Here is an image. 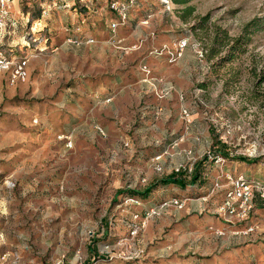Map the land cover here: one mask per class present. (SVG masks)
Returning <instances> with one entry per match:
<instances>
[{"label": "rangeland", "instance_id": "rangeland-1", "mask_svg": "<svg viewBox=\"0 0 264 264\" xmlns=\"http://www.w3.org/2000/svg\"><path fill=\"white\" fill-rule=\"evenodd\" d=\"M38 1L22 7V19L11 7L16 24L0 46V264H207L210 237L203 227L190 232V216L244 222L217 210L225 195L196 203L189 187L178 198L152 182L210 152L212 138L231 156L256 159L250 167L264 184V0L143 1L145 16L133 25L130 15L125 40L154 60L167 57L154 50L183 39L189 52L179 64L147 62V81L138 57L96 61L95 38L39 42L47 27L36 21ZM148 185L147 197L127 192ZM172 199L183 206H161ZM190 202L196 216L182 212Z\"/></svg>", "mask_w": 264, "mask_h": 264}, {"label": "crops", "instance_id": "crops-1", "mask_svg": "<svg viewBox=\"0 0 264 264\" xmlns=\"http://www.w3.org/2000/svg\"><path fill=\"white\" fill-rule=\"evenodd\" d=\"M20 1L21 0H16L12 6L13 14L18 19L23 18L22 12L24 10H22V7L24 5L33 3V0H26L25 3ZM49 1L50 0L38 1L39 4L37 11L39 16L37 17L36 21L37 23L40 22L39 24L43 22L42 25L47 27V30L50 32V36L51 34H55L54 37L51 36L50 38L51 47L63 40L66 44L79 46L84 42L86 43L88 40L93 41L95 38L96 61L106 63L107 60L109 63L115 64V62H112V60H115L114 56H116V53L119 51L118 56L122 61H127L131 57H138L137 59L139 65L141 63L146 64L149 62V66L151 67L156 62H161V64H163L165 60L167 63L176 62V64H179L180 60L185 59L188 57L187 55H189V52L185 48L181 56L175 62H168L167 57L160 60H154L148 57L147 51L145 53L144 48H146V46H141L142 44H130V42L125 40L126 34H124V32L128 25H135L145 16V14H143L145 13V10L142 11V4L143 1L147 0L134 1L135 3L129 10L127 20L130 18L132 13L136 15V18H133L131 24L126 21L125 25L118 26L116 29L117 34L115 31L113 36L111 35L110 24L117 21L116 12L109 8V3L113 0H53L57 2L58 6L49 8L46 14L41 15V6L47 4ZM117 1L120 3H127V0ZM152 1L156 6L158 5V7H163V4L158 2V0ZM63 3H65L66 7H62ZM83 6L88 10L84 14L80 12L78 13L77 9H80ZM89 8L92 9L90 10ZM25 13L24 16H26ZM109 35L112 36L114 40H106V37ZM115 44L119 45L115 46ZM118 46L120 47L118 48ZM156 79L161 80L162 78L159 77ZM166 81L167 80L164 78V83H162V85H171L170 82ZM189 121L190 120L183 123L184 129L186 130L189 127ZM206 132L208 134L210 133L208 129H206ZM209 137L211 136L209 135ZM193 140L194 139L192 138V141ZM212 143L213 140L211 138V144ZM196 159L190 164V166L196 161ZM190 166H188L189 170ZM202 166H204L205 169L207 167L205 174V178L208 179L207 184L205 187L189 186L191 188V192H193V195L198 197L193 198L195 199V202L196 200H205L208 197H210L209 202H213L215 205L221 202L225 190L230 188L231 180L229 181L228 178L233 179L237 176H243L247 180H255L257 182L260 181L259 175L256 171L254 172V168H251L250 165L246 163L226 161L223 164L213 163L209 166V163L205 162ZM169 174L170 172L160 178H165ZM172 186L173 187H171V190L173 193L180 195L178 198L188 197L182 193L187 189V187L173 184ZM252 201L254 207L250 217L246 220V222L238 225L224 223L216 216L208 214L200 217V221H198L197 218L190 216V219L188 220L190 232L194 229H200L203 227V230H206V236L210 237V243L208 241L207 246L210 254L208 253L209 251L205 252V256L210 258V261L207 264H249L251 262L264 264V198H260L257 194H255ZM142 208L145 210L146 206H143ZM197 208L198 207L195 206L193 202H190L188 206L183 208L182 212L186 214L191 212L194 214V216H196ZM181 226V231H183L182 229H185L184 223ZM247 226H252L253 230L245 234L238 232L242 231ZM93 254H95V252ZM96 256L99 257V254L97 253ZM92 260L93 257H90V262L88 261L89 264Z\"/></svg>", "mask_w": 264, "mask_h": 264}, {"label": "built area", "instance_id": "built-area-1", "mask_svg": "<svg viewBox=\"0 0 264 264\" xmlns=\"http://www.w3.org/2000/svg\"><path fill=\"white\" fill-rule=\"evenodd\" d=\"M16 0H0V46L5 44V39L7 37V34H9V27L11 26L12 28L15 27L16 21L12 19L11 16V7L13 6V3ZM135 0H127V3H120L117 0H113L109 3V8L116 12L117 14V21L112 22L110 24V29H115L119 24H125L128 18V12L129 9L132 7L134 4ZM170 0H158L161 4L165 5L168 4ZM53 6L57 7L58 4L56 1L50 0L47 4L41 6L40 13L41 15H44L47 13L48 9ZM62 7H66L65 3L62 4ZM34 32L32 33V36H34ZM34 40H37L36 37H33ZM39 42H43L44 45L47 44V41L49 40L48 36L45 35L41 39H38ZM186 46V40H179L175 46L172 49H160V50H154V53L157 55H160L162 51H165L167 53V59L168 62H175L182 54L184 48ZM198 55H201V52L198 51ZM3 56L0 55V62H3ZM2 64V63H1ZM26 64V57L21 58L20 65L18 66L16 70V74L18 76H24L25 70L23 65ZM140 70L142 73L145 75L144 81H147L149 78L150 70L148 66L145 63L140 64ZM167 90H165L166 92ZM165 92L162 90L160 93L155 90V95L158 98H163ZM181 112V117L184 119L185 122H188L189 118V112L187 109L182 108L180 110ZM172 145H176L175 142L172 143ZM156 159H159V156L155 157ZM222 159L216 158L215 162H221ZM179 169V168H178ZM177 170V169H176ZM230 188L227 189L225 192L224 199L221 204H219L217 210H219L222 214L228 215L229 217H235L236 220L238 221H243L249 217V214L251 210L253 209V193H256L260 198H264V184L261 182L257 181H251L247 180L243 176H237L236 178L230 179ZM130 202L138 204V201L133 200L131 198H128ZM173 204L177 208H181L184 204V201L177 200V199H172L168 202H164L161 206ZM151 213H153V209L148 213H145V217L149 216ZM133 221H139L140 225H143V221L141 220V217H139L138 214H134L132 216ZM227 219V218H226ZM132 233L135 232L137 229V225L133 224L130 227ZM253 230L252 226H248L243 233H248ZM52 264H64L63 259L59 258L55 260ZM76 264H83V263H76ZM250 264H257V263H250Z\"/></svg>", "mask_w": 264, "mask_h": 264}, {"label": "trees", "instance_id": "trees-1", "mask_svg": "<svg viewBox=\"0 0 264 264\" xmlns=\"http://www.w3.org/2000/svg\"><path fill=\"white\" fill-rule=\"evenodd\" d=\"M171 2L176 4V5H184V4H186L187 0H171ZM184 9H185V11L190 10V8H184ZM46 35L50 38V32L48 30L46 32ZM217 157L222 159L221 163L215 162V159ZM255 160L256 159H249V158L242 156V155L231 156L230 152L228 151L227 145L223 141L216 139L211 144L210 152L208 151L205 155L198 157L196 159V161L190 166V170L188 167H180L177 170L171 171L170 174L165 178L154 179L152 184H155L157 182L158 184H161V185H172L173 184V185H179V186L187 187V188L189 186L205 187V185L207 184V181L205 180L206 179L205 174L207 171L206 170L207 167L205 169V167L202 166L203 163H205V162L209 163V166H210L213 163L223 164L226 161H237V162H242V163H246L248 165H251L252 162H254ZM151 188H152V185L151 186L148 185L143 190L133 189V190H127V192H129L130 194H135L141 198V197H147ZM226 191L227 190H225V192ZM225 192L223 195H225ZM129 197H132V195H129ZM137 199H138V197H137ZM251 212H252V210H251ZM251 212L249 214V217L251 215ZM246 220H245V222H246ZM247 227H245L242 231H244ZM251 263H254V262H251ZM84 264H89V262L88 261L84 262Z\"/></svg>", "mask_w": 264, "mask_h": 264}]
</instances>
